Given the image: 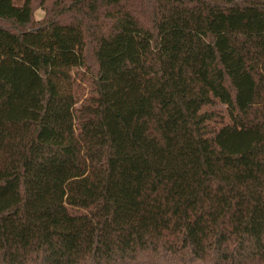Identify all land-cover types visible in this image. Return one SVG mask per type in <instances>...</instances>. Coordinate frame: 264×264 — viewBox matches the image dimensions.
Returning <instances> with one entry per match:
<instances>
[{
	"label": "trees",
	"instance_id": "16d2710c",
	"mask_svg": "<svg viewBox=\"0 0 264 264\" xmlns=\"http://www.w3.org/2000/svg\"><path fill=\"white\" fill-rule=\"evenodd\" d=\"M48 2L0 0V264H264V0Z\"/></svg>",
	"mask_w": 264,
	"mask_h": 264
},
{
	"label": "rangeland",
	"instance_id": "374dc122",
	"mask_svg": "<svg viewBox=\"0 0 264 264\" xmlns=\"http://www.w3.org/2000/svg\"><path fill=\"white\" fill-rule=\"evenodd\" d=\"M35 1V14L34 17L36 19V21H42L45 18V10L44 7L41 6V3L43 0H34ZM52 0H49V2L51 3ZM25 2V0H14V5L16 6H22L23 3ZM48 2V3H49ZM91 66H93V63H91ZM81 73L84 74L85 76V80H83V97H81V100L86 99L87 97L90 96V84H89V80H88V76H90L88 74V72L86 70H81ZM223 110H225V108H222ZM228 121V119H226Z\"/></svg>",
	"mask_w": 264,
	"mask_h": 264
}]
</instances>
